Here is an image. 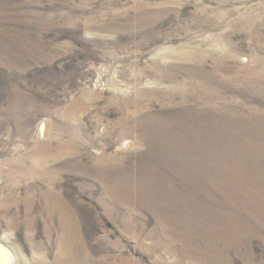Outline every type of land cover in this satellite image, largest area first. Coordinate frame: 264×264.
I'll list each match as a JSON object with an SVG mask.
<instances>
[{
    "label": "rangeland",
    "instance_id": "rangeland-1",
    "mask_svg": "<svg viewBox=\"0 0 264 264\" xmlns=\"http://www.w3.org/2000/svg\"><path fill=\"white\" fill-rule=\"evenodd\" d=\"M0 244L264 264V0H0Z\"/></svg>",
    "mask_w": 264,
    "mask_h": 264
},
{
    "label": "bare ground",
    "instance_id": "bare-ground-1",
    "mask_svg": "<svg viewBox=\"0 0 264 264\" xmlns=\"http://www.w3.org/2000/svg\"><path fill=\"white\" fill-rule=\"evenodd\" d=\"M3 250H5V249H4L3 245L0 244V254H1V255H5V254H4L5 252H3ZM1 255H0V256H1ZM10 259H11V258H9L8 263L10 262ZM2 260H3V261H2ZM11 261H12V259H11ZM3 262H4V259L1 258V259H0V264H4ZM6 263H7V262H6ZM9 264H10V263H9Z\"/></svg>",
    "mask_w": 264,
    "mask_h": 264
}]
</instances>
